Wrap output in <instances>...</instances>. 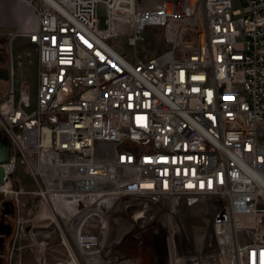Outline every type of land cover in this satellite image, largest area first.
Segmentation results:
<instances>
[{
  "label": "built area",
  "instance_id": "1",
  "mask_svg": "<svg viewBox=\"0 0 264 264\" xmlns=\"http://www.w3.org/2000/svg\"><path fill=\"white\" fill-rule=\"evenodd\" d=\"M24 1L38 27L9 41L35 47L36 86H17L9 53L0 100L17 239L29 210L35 242L62 237L78 264H264V0ZM148 27L164 30L162 54L114 46ZM184 212L213 215L199 249ZM97 220L87 252L79 234Z\"/></svg>",
  "mask_w": 264,
  "mask_h": 264
},
{
  "label": "rangeland",
  "instance_id": "2",
  "mask_svg": "<svg viewBox=\"0 0 264 264\" xmlns=\"http://www.w3.org/2000/svg\"><path fill=\"white\" fill-rule=\"evenodd\" d=\"M163 0H144L141 3V11H154ZM244 3H242L243 5ZM100 17L103 20L105 17L104 10L100 7ZM31 25L33 19H28ZM14 30H0V37L4 38L7 50L14 55L16 62V84L19 87L22 84H28L30 87L36 86V75L38 70V56L34 46L29 44L23 37L11 46L9 41V34ZM144 41L139 43L136 47H130L125 41L118 40L114 42V46L121 52L129 55L134 59L149 60L165 51L167 46L165 42V33L162 28L148 27L144 34ZM8 82H0V100L3 98L7 90ZM264 127V124L262 125ZM3 140V139H2ZM24 206V204H23ZM2 211V207L0 209ZM26 222L25 234L16 236L17 232V218L18 212H15L14 217L10 220L11 236L6 239L4 244L3 264H78L77 252L74 247H67L62 243V237H59L50 242H43L35 240L31 236L33 229L31 221V212L25 210L21 214ZM177 222L180 225L182 234L192 241L199 249L207 241L213 239V215H205L203 212L196 213H181L177 217ZM94 226V225H93ZM92 227L90 223L89 229ZM264 231V228H263ZM93 237L97 230L87 231ZM250 243L256 241V237L252 234L248 240ZM43 250H42V249ZM73 251V252H72ZM41 254L38 255V253ZM72 252L73 255L70 253ZM73 256V257H72ZM75 257V258H74ZM77 257V258H76ZM74 258V259H73ZM76 259V260H75Z\"/></svg>",
  "mask_w": 264,
  "mask_h": 264
},
{
  "label": "crops",
  "instance_id": "3",
  "mask_svg": "<svg viewBox=\"0 0 264 264\" xmlns=\"http://www.w3.org/2000/svg\"><path fill=\"white\" fill-rule=\"evenodd\" d=\"M29 18L33 19L31 25L28 23ZM37 27L36 13L24 0H0V30H14L27 34L35 31Z\"/></svg>",
  "mask_w": 264,
  "mask_h": 264
},
{
  "label": "flooded vegetation",
  "instance_id": "4",
  "mask_svg": "<svg viewBox=\"0 0 264 264\" xmlns=\"http://www.w3.org/2000/svg\"><path fill=\"white\" fill-rule=\"evenodd\" d=\"M3 39L4 38L0 37V69L6 71V63L8 61L9 52L7 50L6 42ZM0 82H4V81L0 80ZM2 208H3V211L0 210V228L4 229L6 232H10V234L0 236L1 238L4 239L2 250L0 252V257L2 259L1 264H3V258L1 255L3 254L5 241L11 236V233H12L11 227H10V223H11L10 220L15 215V210L11 205H8L7 208H4V207Z\"/></svg>",
  "mask_w": 264,
  "mask_h": 264
},
{
  "label": "water",
  "instance_id": "5",
  "mask_svg": "<svg viewBox=\"0 0 264 264\" xmlns=\"http://www.w3.org/2000/svg\"><path fill=\"white\" fill-rule=\"evenodd\" d=\"M0 80L2 81H8L9 77H8V73L5 70H1L0 69ZM10 158V146L9 143L6 140H2L0 138V165L6 163ZM3 180V169L2 167H0V184L2 183ZM4 208L8 207V204L5 203L3 204ZM0 209H1V199H0ZM10 232H6L4 229L0 228V236L2 235H9ZM4 243V239L0 237V252L2 250V246ZM2 262V259L0 257V264Z\"/></svg>",
  "mask_w": 264,
  "mask_h": 264
},
{
  "label": "bare ground",
  "instance_id": "6",
  "mask_svg": "<svg viewBox=\"0 0 264 264\" xmlns=\"http://www.w3.org/2000/svg\"><path fill=\"white\" fill-rule=\"evenodd\" d=\"M169 211V210H168ZM43 215H47L45 211L42 212ZM173 214V210H170L168 212V215H172ZM99 220L97 221H94L92 224V227L89 229V225L88 224L86 226V228L83 229V232H81V234H79V240L81 241V245L83 246V248H85V250L88 252V251H91L92 248H94V246H99V243H100V235L101 233H96L93 237L90 236L89 232L87 231H93V230H97V227L99 226L98 225ZM94 225V226H93ZM99 229V228H98ZM182 231V230H181ZM83 242V243H82Z\"/></svg>",
  "mask_w": 264,
  "mask_h": 264
},
{
  "label": "trees",
  "instance_id": "7",
  "mask_svg": "<svg viewBox=\"0 0 264 264\" xmlns=\"http://www.w3.org/2000/svg\"><path fill=\"white\" fill-rule=\"evenodd\" d=\"M2 211H3V208H2Z\"/></svg>",
  "mask_w": 264,
  "mask_h": 264
}]
</instances>
